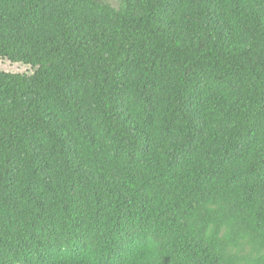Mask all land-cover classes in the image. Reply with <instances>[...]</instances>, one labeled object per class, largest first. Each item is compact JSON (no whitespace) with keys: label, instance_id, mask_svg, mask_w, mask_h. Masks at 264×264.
<instances>
[{"label":"trees","instance_id":"16d2710c","mask_svg":"<svg viewBox=\"0 0 264 264\" xmlns=\"http://www.w3.org/2000/svg\"><path fill=\"white\" fill-rule=\"evenodd\" d=\"M0 60V264H264V0H0Z\"/></svg>","mask_w":264,"mask_h":264},{"label":"rangeland","instance_id":"374dc122","mask_svg":"<svg viewBox=\"0 0 264 264\" xmlns=\"http://www.w3.org/2000/svg\"><path fill=\"white\" fill-rule=\"evenodd\" d=\"M113 3H115V1ZM0 70L1 71H7V72H26V71H29L28 68H26L24 66L13 65L7 61H2V60H0Z\"/></svg>","mask_w":264,"mask_h":264}]
</instances>
